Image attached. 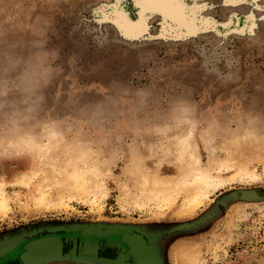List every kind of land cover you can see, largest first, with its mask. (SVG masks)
<instances>
[{"label": "rangeland", "instance_id": "rangeland-1", "mask_svg": "<svg viewBox=\"0 0 264 264\" xmlns=\"http://www.w3.org/2000/svg\"><path fill=\"white\" fill-rule=\"evenodd\" d=\"M152 2L0 0V242L97 224L158 230L214 211L167 234L166 263L198 252L199 264H264V200L218 202L264 190V0ZM115 12L138 13L131 25L144 29L126 33ZM178 128L224 180L190 210L196 169L168 136ZM149 180L168 192H148Z\"/></svg>", "mask_w": 264, "mask_h": 264}, {"label": "water", "instance_id": "water-1", "mask_svg": "<svg viewBox=\"0 0 264 264\" xmlns=\"http://www.w3.org/2000/svg\"><path fill=\"white\" fill-rule=\"evenodd\" d=\"M132 1L134 3V0ZM128 17L131 22L134 21L129 13ZM137 39L139 37L135 38V40ZM262 200H264V190L244 188L225 193L222 199H218V202L220 204H230L235 201L254 202ZM214 213V211H209L193 221L181 222L158 230H151L146 225L138 224H97L96 227H85L88 229L86 231L82 230V232H85V237L79 242L78 250L72 249L65 253L61 251L60 246L57 249L53 245L48 247L38 246L44 244L47 239L44 237L39 238L36 241L29 242L26 248L30 247L35 252L32 253L33 250H31L22 253L20 264H48L53 262L71 264H168L162 254L160 244L167 234L197 229V227L203 226L208 220L212 219ZM110 236L119 238L113 245L118 249L117 256L113 258L101 256L98 252V240L100 238L107 239ZM90 237L95 239H90ZM56 239L52 238L55 243ZM12 245L7 241H1L0 256L7 252Z\"/></svg>", "mask_w": 264, "mask_h": 264}, {"label": "bare ground", "instance_id": "bare-ground-1", "mask_svg": "<svg viewBox=\"0 0 264 264\" xmlns=\"http://www.w3.org/2000/svg\"><path fill=\"white\" fill-rule=\"evenodd\" d=\"M135 1V0H134ZM147 1H149V0H147ZM142 2V1H141ZM160 2V1H159ZM148 3V2H147ZM153 5H154V0H153ZM162 3V1L160 2V4ZM157 5V4H156ZM163 5L164 4H162V7H163ZM156 7V6H155ZM161 7V6H160ZM167 7V6H166ZM171 7V6H170ZM175 7V6H174ZM199 7V6H198ZM141 11V10H140ZM171 11V10H170ZM173 11V10H172ZM175 11V10H174ZM149 12V11H148ZM125 13V12H124ZM177 13H179L178 11H177ZM183 13V12H182ZM181 13V14H182ZM114 14H116V12L114 13ZM147 14V13H146ZM165 14H167V13H165ZM183 14H185V13H183ZM196 14V13H195ZM190 15V14H189ZM125 16V15H124ZM123 15H120V14H116L115 15V22L120 26V28L122 29V30H124L126 33H131V35L133 34V35H135V34H139L140 33V31L142 30V29H144V24H143V22H142V19H141V21H140V23L137 25V27H138V30H136V28L135 27H133L132 25H131V22H129V23H127L125 20V17H124ZM141 16V15H140ZM140 16H138V17H140ZM167 16H169V15H167ZM181 16H184V15H181ZM186 16H188L187 14H186ZM179 17V16H178ZM189 17V16H188ZM196 17V16H195ZM168 18V17H167ZM190 18V17H189ZM188 18V19H189ZM171 19V18H170ZM139 21V20H138ZM146 21V20H145ZM187 21H189V20H187ZM136 22V21H135ZM178 22H179V20H178ZM190 22V21H189ZM188 22V23H189ZM174 23V22H173ZM191 23V22H190ZM189 23V24H190ZM193 23V22H192ZM185 24V23H184ZM176 25V24H175ZM194 25V24H193ZM193 25H191V26H193ZM181 26V25H180ZM186 26H188V25H186ZM195 27H196V25H195ZM188 28H190V27H188ZM192 30V29H191ZM194 31V30H193ZM182 32V31H181ZM191 32V31H190ZM196 32V31H195ZM180 33V32H179ZM178 33V34H179ZM182 120V123H183V119H185L183 116H181L180 115V117H179V120ZM191 120V119H190ZM174 131L175 132H173V133H171V134H169L168 136L169 137H171V136H173L176 140L174 141V143L176 144V145H179V146H181V147H185V149H181V154H180V158L181 159H185L186 157H188L189 155V157H188V163H189V166H192V167H194V169H196V175H195V173L193 174L195 177H194V179H193V181L191 182V181H188V180H186L185 179V181L188 183V185H189V188H190V190H189V193L187 194V197H186V199H187V205H188V208H189V210L190 209H193L194 207H195V205L196 204H198V203H200L201 202V199H198V197L199 196H201L202 198L203 197H205V198H207L208 197V195H209V193H210V190L211 189H215L217 186H219V185H221V183H223L224 182V180H222V178L220 177V176H217V177H215V176H213V178L212 177H210V174H208V170H203V169H201L200 167H199V165H200V158H199V156L198 155H196V153L195 154H193L192 152H193V148L191 147V144H190V142H191V138H189V135H190V133L191 132H185L184 131V128H178V129H174ZM211 138V137H210ZM210 138H207V137H204L203 139H204V141L206 142V144H208V149H209V152L210 153H213V152H215V149L216 148H214V143H213V141L210 139ZM188 145V146H187ZM76 154V153H75ZM78 154V153H77ZM192 154V155H191ZM211 155V154H210ZM80 157V156H79ZM75 158H76V156H75ZM186 163V162H185ZM187 164V163H186ZM134 165V164H133ZM239 165V164H238ZM86 167V166H85ZM199 167V168H198ZM185 168V167H184ZM89 169V168H88ZM209 169V168H208ZM219 170V169H218ZM81 171V170H80ZM79 171V172H80ZM193 171L195 172V170H192V172L191 173H193ZM82 172L83 171H81L80 172V174L83 176V174H84V172H86V171H84L83 172V174H82ZM89 172V171H88ZM95 172V171H94ZM241 172V171H240ZM90 173V172H89ZM70 174H72L73 176H74V172L73 173H70ZM190 174V173H189ZM79 175V174H78ZM94 175V174H93ZM57 176V175H56ZM63 176H64V174H63ZM69 176H71V175H69ZM75 176H76V173H75ZM89 176H91V175H89ZM255 176V175H254ZM52 177V176H51ZM184 178L186 177V176H183ZM89 178V177H88ZM91 178H93V177H91ZM255 178H256V176H255ZM62 179V178H61ZM86 179V178H85ZM53 180V179H52ZM71 180V179H70ZM70 180H66V181H68L67 183L68 184H70L71 183V185L73 184L72 182H70ZM87 180V179H86ZM96 180V177H95V179H93V181H95ZM22 181V180H21ZM64 181H65V177H64ZM63 181V179H62V182H64ZM72 181V180H71ZM84 181V180H83ZM74 182H76V181H74ZM147 182H149V183H152L153 185H154V187L153 188H151V189H149L148 190V192H156V191H159L160 193H163V194H166L168 191L167 190H165V189H163L162 187H161V185H162V183H160V182H156V181H153V180H149V181H147ZM56 184H58L57 182H56ZM59 184H61V183H59ZM67 184V185H68ZM69 186V185H68ZM155 186H158V187H155ZM180 186V185H179ZM83 188V184H82V182H79V184H78V186H77V189H82ZM158 188V190H156ZM160 188H162L161 190H160ZM176 188V187H175ZM87 189V188H86ZM90 189V188H89ZM91 190V189H90ZM96 193V192H95ZM171 195H170V192H169V195L167 196V197H170ZM40 197H42V195H40ZM167 197H165V198H167ZM57 201H59V200H57ZM52 202V201H51ZM53 203V202H52ZM5 206V205H4ZM4 206H1V209H4L5 207ZM37 206V205H36ZM50 206V205H49ZM194 211V210H193ZM188 212V211H187ZM230 225V224H229ZM184 252V251H183ZM185 256V255H184ZM199 253L198 252H195V253H193V254H188V261H187V264H199Z\"/></svg>", "mask_w": 264, "mask_h": 264}, {"label": "flooded vegetation", "instance_id": "flooded-vegetation-1", "mask_svg": "<svg viewBox=\"0 0 264 264\" xmlns=\"http://www.w3.org/2000/svg\"><path fill=\"white\" fill-rule=\"evenodd\" d=\"M132 4L134 5L133 1H132ZM137 17H138V14L136 15V17L133 20L137 19ZM158 26H159V23H158ZM149 39H155V37L154 38L151 37ZM36 227H63V226L59 225V226H36ZM43 237L47 238L45 240V243H44L45 246L53 245L52 243L55 241H53L52 238H57L56 239L57 246H60L61 244H63V252L65 253V252L72 250V249L77 251L79 242L83 240L85 235L82 233V229L78 230L77 233H74V232H70V233L44 232L40 235H36L35 237L26 239L23 242H20V243L17 242V244H13L12 247L7 252H5L4 254H2L0 256V264H20L22 253H25V252L27 253V252H30L31 250H33L32 253L35 252V250L30 249V247L26 248L28 246L29 242L36 241L37 239L43 238ZM90 239H95V238L90 237ZM118 240H119V238L114 237V236H110L107 239L106 238H100L98 240V242H99V248H98L99 255H101V256L107 255L108 256L109 254L107 252H109V251L111 252V250L117 251L118 249L113 247V245ZM38 246L43 247V244H39Z\"/></svg>", "mask_w": 264, "mask_h": 264}, {"label": "crops", "instance_id": "crops-1", "mask_svg": "<svg viewBox=\"0 0 264 264\" xmlns=\"http://www.w3.org/2000/svg\"><path fill=\"white\" fill-rule=\"evenodd\" d=\"M52 244H53L54 248L57 249V247H58V246H57V243L53 242ZM43 247H45V244H43ZM47 247H48V245H47Z\"/></svg>", "mask_w": 264, "mask_h": 264}]
</instances>
